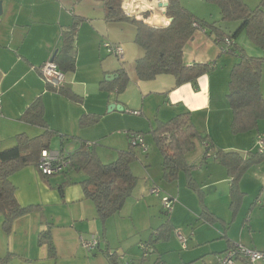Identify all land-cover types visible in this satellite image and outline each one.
Here are the masks:
<instances>
[{"label":"crops","instance_id":"1","mask_svg":"<svg viewBox=\"0 0 264 264\" xmlns=\"http://www.w3.org/2000/svg\"><path fill=\"white\" fill-rule=\"evenodd\" d=\"M262 1L244 0L250 8L258 7ZM0 2L3 8L0 17L2 149L13 147L21 134L35 138L46 131L22 120L38 99L43 104L48 131L56 133L52 140L59 139L65 150L70 142L77 145L70 152L78 149L80 143H89L102 162L111 163L118 158L119 152L132 147L130 132L141 133L148 147V151L135 148L136 152L137 149L141 151L137 152V160L132 164V171L138 178L137 187L122 211L107 221L104 233L94 203L84 199L80 185L85 178L82 173L46 178L34 166L17 172L12 182L17 188L19 203L41 206L42 211L15 221L10 234L0 226V259H6V264H190L198 261L215 264L217 255L237 244L264 252L263 186H259L260 191L246 219L243 211L250 184L259 179L256 172L264 170L261 167L264 163L253 167L242 179L240 188L245 197L237 214L233 215L231 178L227 169L213 157L204 159L202 149L195 162L190 163L188 155L189 163L200 167L195 166L190 173L181 172L177 181L168 183L163 178V157L153 134L159 123L189 114L199 133L208 136L219 149L238 152L243 157L259 152L257 142L258 137L264 135V122L259 132L235 135L231 131L233 114L227 98L228 69L202 76L197 89L191 84L177 86L171 75L139 81L136 62L143 57L144 51L135 43L136 28L127 22L108 23L104 0ZM181 2L183 4V0ZM166 3V0H124L123 9L129 17L138 20L143 19V13L149 12L154 19L161 12L167 24L166 8L161 7ZM78 19L85 21L80 24L76 36V68L73 72H64L63 85L65 91L77 97L74 100L50 90L40 69L61 50L64 29ZM105 43L119 45L124 58L109 55ZM221 56L220 46L204 30H198L184 49L187 65L215 63L217 69V59ZM220 62L228 67L231 61L223 57ZM121 69H125L130 82L125 92L117 95L109 90V83L115 80L109 77ZM263 89L264 80L262 92ZM113 104L121 105L124 110L108 112ZM132 111L141 115L135 116ZM84 115L99 117V121L82 127L80 121ZM254 168L257 171L252 172ZM71 174L76 176L71 177ZM190 179L196 189L190 185ZM155 189L159 190L157 194L153 192ZM165 197L174 200L169 215L163 210ZM204 209L217 222L201 221ZM166 221L173 231L168 239L158 240L157 231ZM47 230L52 233L57 252L53 258L49 256L48 246L38 243L39 234ZM178 234L185 237V247ZM92 236L99 237L101 244L95 252L87 253L81 245V237ZM142 243H152L155 249L145 260ZM109 252L116 253L113 260ZM235 264L248 263L238 260Z\"/></svg>","mask_w":264,"mask_h":264},{"label":"trees","instance_id":"2","mask_svg":"<svg viewBox=\"0 0 264 264\" xmlns=\"http://www.w3.org/2000/svg\"><path fill=\"white\" fill-rule=\"evenodd\" d=\"M166 1L168 2L166 16L171 23L169 26L158 28L149 24L151 17L149 12L143 13L141 15L143 19L138 20L125 13L124 0H104L105 18L108 23L127 22L136 28L135 43L144 51L143 57L136 62L139 81L148 82L161 75H171L176 79L177 86L191 84L197 89L199 79L216 70L215 63L187 65L184 62L185 46L193 39L199 28L205 30L220 49L224 48L225 39L232 41L228 52L221 50V54H238L237 37L242 32L246 33L254 45L264 49V0L255 9L250 8L244 0H206L220 10L221 21L213 24L198 19L183 6L181 0ZM84 21V19H78L74 25L66 27L63 31L61 50L52 59L63 73L73 72L76 68V36L80 24ZM221 23H236L239 26L236 32L231 34L223 30ZM195 24L199 27H195ZM263 66V58L248 56L242 51L239 54V60L232 68L227 98L233 114L231 131L235 135L259 132L260 125L264 122V96L261 91ZM115 77V80L109 83V90L119 95L125 92L130 78L125 69L119 70ZM103 84L105 85L106 82ZM49 89L66 94L71 99H77L73 93L65 91L63 86L57 89L49 87ZM1 112L2 104L0 114ZM22 120L45 128L46 131L35 138L21 134L17 137L15 145L8 149H2L0 142V217L3 219L2 228L6 234L11 233L13 224L18 219L42 211L41 206H23L19 203L16 195L17 188L12 182V177L27 167L38 168L42 151L51 149V140L56 135L55 132L47 129L41 99L28 108ZM98 121L99 117L84 115L80 125L87 127ZM153 134L163 157V178L168 183L177 181L181 172H191L195 166L189 163L188 155L198 145H204V159L210 155L227 169L231 178L230 209L233 215L237 214L245 197L240 188L241 181L253 167L264 163V152L261 150L255 153L250 152L247 157H243L238 152L219 149L208 136L203 137L199 133L189 114L179 115L168 122L159 123ZM206 145L209 146L206 147ZM131 146L128 151L119 152L118 158L111 163L102 162L89 143H80L78 149L69 153L65 149L60 151L70 163L63 174L76 172L84 175L85 178L80 183L84 199L94 203L103 226V233L106 230L107 221L122 211L138 184V178L132 171V164L137 160V152L136 147L132 144ZM190 185L196 189L191 179ZM164 213L170 214L165 210ZM201 218L204 223L217 222V219L206 209L203 210ZM172 231L169 221H166L157 231V239H168ZM99 240L101 244V239ZM38 243L40 246H48L51 258L57 256L50 230L39 234ZM115 255V252H111L109 258L113 260ZM194 263L207 264L200 261ZM0 264H6V259H0ZM158 264L161 263L158 262Z\"/></svg>","mask_w":264,"mask_h":264},{"label":"built area","instance_id":"3","mask_svg":"<svg viewBox=\"0 0 264 264\" xmlns=\"http://www.w3.org/2000/svg\"><path fill=\"white\" fill-rule=\"evenodd\" d=\"M195 27H199L195 24ZM199 30H202L199 28ZM205 31V30H204ZM224 48L223 52H228L230 46L232 45V41L230 39H225L224 41ZM104 48L106 49L109 55L115 56L119 59L124 58V51L119 45H114L111 43H105ZM230 52V51H229ZM229 54V53H228ZM41 75L47 82V84L55 89L62 87L65 84V74L58 69L57 64L54 60H50L46 62L40 69ZM1 104L2 100L0 98V111H1ZM135 116L141 115L138 111L131 112ZM129 139L131 144L134 147H140L144 151H148V147L144 142V137L142 134L137 132H130L128 133ZM258 146L259 149L264 152V135L258 137ZM90 145V144H89ZM209 145H206L208 147ZM210 157V155H208ZM70 163L67 161L63 156L62 153L44 150L42 151L39 163H38V170L43 176L52 177L56 175H62L65 170L69 167ZM154 194L159 192L158 189H155ZM163 209L168 213L173 211L174 200L170 197H165L162 199ZM180 242L186 246V239L183 235L178 234ZM81 245L83 249L87 253L95 252L100 246L99 238L93 236L89 240L81 238ZM143 252V260L147 259L151 254L154 253V247L151 244L145 243L141 246ZM111 254V252H109ZM216 263L215 264H235L238 260L246 261L248 264H256L259 262H264V252L248 248L242 244H237L227 252L217 255L215 257ZM198 264V263H192Z\"/></svg>","mask_w":264,"mask_h":264},{"label":"rangeland","instance_id":"4","mask_svg":"<svg viewBox=\"0 0 264 264\" xmlns=\"http://www.w3.org/2000/svg\"><path fill=\"white\" fill-rule=\"evenodd\" d=\"M183 4H184L183 6H185L189 11H190L189 8L195 10V12H197V14H198V15H196L197 18L202 20V21H204V22H206V23H208V24H213V23H215V21L217 22V20L221 21V14H220L219 8L216 5H214V4L208 3L206 0H183ZM255 8H252V9H255ZM128 16H130V14ZM152 19L153 18L151 16V18L149 19V24H150V21ZM151 26L158 27V25H156V24L155 25L151 24ZM221 26H222L223 30L226 31L227 33L234 34L236 32L239 24H236V23L223 24V23H221ZM237 43H238V47H239L238 54H222L220 59H217V69L214 72H216V71H223V72L226 71L227 72V69H228L229 76H230L232 68L235 65V62H237L239 60V54H241L242 51H244V53L247 54L248 56H253V57L263 58L264 59V49H261L258 46L254 45L250 41V39L248 38V36L246 35L245 32H242L241 34L238 35ZM223 57H228V60L230 59L231 62H230V65L228 67L227 66L225 67V65H221L220 60ZM224 61H226V60H224ZM124 65H126V63H124ZM130 66L131 65H128V68H130ZM229 67H230V69H229ZM263 80H264V66L262 67V81ZM262 81H261V84H262ZM227 84H228V82H227ZM262 93L264 95V89H263ZM67 144L69 146H67L66 150L69 151V152L72 150L73 147L77 146L73 142H70V143H67ZM96 145H98V147L101 146L100 144H96ZM50 146H51L50 151L59 152V151H61L63 149L60 140L57 139V138L54 139V140H51V145ZM97 149H99V148H97ZM202 149L205 150L204 145H198L197 148L194 149L189 154L190 155L189 156L190 163L196 161L195 158H197L196 156L199 153H201ZM137 152L140 154L141 151L139 149H137ZM192 157H193V159H192ZM207 158H211V157L207 156ZM195 166L200 167V165H195ZM261 167H263V169H264V164L261 165ZM253 171H257L256 168H254L252 170V172ZM256 174L259 176V179L255 180V182H252L250 184L249 192L247 193V196H246L245 201H244L245 203H244V210L243 211H244V214H245V219H246V216L248 215V212H249V209H250L251 205L253 204V202H255V200L257 198L256 197V193L258 191H260L259 186L261 185V186L264 187V183H263L264 170L257 171ZM62 175H64V174H62ZM70 176L74 177V176H76V174H71ZM161 215H163V214H161ZM2 223H3V219H2V217H0V226H2ZM142 257H143V254H142Z\"/></svg>","mask_w":264,"mask_h":264},{"label":"water","instance_id":"5","mask_svg":"<svg viewBox=\"0 0 264 264\" xmlns=\"http://www.w3.org/2000/svg\"><path fill=\"white\" fill-rule=\"evenodd\" d=\"M161 7H164V8H166V10H167V8H168V4L166 3V4H164V5H161ZM2 14H3V8H2V2H0V17L2 16ZM165 14H166V11H165ZM170 23H171V20H169V22L166 24V26H169ZM158 24H159V25H158ZM156 25H158V27L163 26L162 23H159V21H157ZM53 59H54V58H53ZM109 78L114 80L116 77L113 76V75H111ZM113 110H120V111H123L124 109H123V107H121V105L113 104V105H111V106L109 107L108 112H112Z\"/></svg>","mask_w":264,"mask_h":264},{"label":"bare ground","instance_id":"6","mask_svg":"<svg viewBox=\"0 0 264 264\" xmlns=\"http://www.w3.org/2000/svg\"><path fill=\"white\" fill-rule=\"evenodd\" d=\"M159 14V17L157 18H154L152 21H151V24H153V25H155L156 23H157V21H159V23H162V25H166V22L164 21V18H165V16H164V14L163 13H161V12H159L158 13ZM159 25V24H158Z\"/></svg>","mask_w":264,"mask_h":264}]
</instances>
